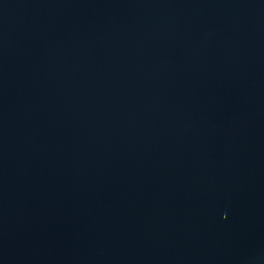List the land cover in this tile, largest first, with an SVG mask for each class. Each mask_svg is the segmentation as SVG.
Listing matches in <instances>:
<instances>
[{
  "label": "water",
  "instance_id": "water-1",
  "mask_svg": "<svg viewBox=\"0 0 264 264\" xmlns=\"http://www.w3.org/2000/svg\"><path fill=\"white\" fill-rule=\"evenodd\" d=\"M0 264H264V0H0Z\"/></svg>",
  "mask_w": 264,
  "mask_h": 264
}]
</instances>
